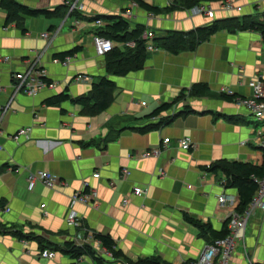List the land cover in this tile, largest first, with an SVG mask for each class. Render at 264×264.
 Listing matches in <instances>:
<instances>
[{
	"label": "crops",
	"instance_id": "0c3cea01",
	"mask_svg": "<svg viewBox=\"0 0 264 264\" xmlns=\"http://www.w3.org/2000/svg\"><path fill=\"white\" fill-rule=\"evenodd\" d=\"M14 1L53 15H20L8 21L0 7V264H70L73 259L61 252L54 251L52 259L42 258L41 252L50 250L46 246L86 245L93 234L108 236L115 252L127 262L155 258L161 264H182L198 258L212 237L203 236L188 219L224 233L228 215L239 205L237 191L225 187L222 172H208L210 165L220 161L263 164L264 123L256 122L234 101L225 100V96L250 97L248 82L254 78L264 81L263 33L221 30L194 51L178 55L146 52L142 70L113 76L106 70L105 57L94 53L92 37L98 28L92 19L119 16L132 1ZM141 1L162 9L180 0ZM225 1L203 2L212 5L211 20L182 8L153 15L137 6L128 22L131 28L140 25L153 30L155 36L228 19L264 24L262 0H235L233 6L240 11L224 10ZM74 2L82 9L69 15L66 3ZM102 22L104 26L108 23ZM76 47L78 52L64 57L70 59L66 66L51 62L62 60L56 56ZM38 54L48 83L54 87L34 97L18 94L10 100L12 75ZM4 58L9 61L3 62ZM77 75L87 81H76ZM103 77L115 85L104 111L88 114L68 100L46 104L65 91L72 99L87 96ZM195 84H206L210 92L205 97L179 99L171 110L149 117ZM184 107L191 112L172 117ZM166 119L171 120L158 130L136 131ZM23 128L30 129L28 138L14 141V134ZM183 137L192 141L188 151L175 143ZM165 138L169 146L158 157L142 158L144 151L159 147ZM123 170L129 173L125 179ZM39 171L66 186L48 189L34 181L29 189L30 173ZM95 173L98 178L93 177ZM134 187L143 194L134 196ZM91 192L96 194L95 203L74 205L79 220L67 226L73 195ZM222 195L227 202L220 206ZM123 259H109L105 264H124ZM77 264L98 263L83 256ZM230 264H264V213L257 211L250 218L244 242L235 245Z\"/></svg>",
	"mask_w": 264,
	"mask_h": 264
},
{
	"label": "trees",
	"instance_id": "16d2710c",
	"mask_svg": "<svg viewBox=\"0 0 264 264\" xmlns=\"http://www.w3.org/2000/svg\"><path fill=\"white\" fill-rule=\"evenodd\" d=\"M132 1L137 4V6L147 13L153 15L168 14L172 12L175 8H182L190 10L203 2H215L220 0H180L177 3H173L165 8L152 7L144 3L141 0H127ZM178 5V6H177ZM0 7L7 13V20L15 19L20 15L28 17H38L44 16L50 18L53 15L52 12L44 10H32L27 6L16 3L14 0H0ZM57 11V10H56ZM101 19L107 21L108 23L100 29L94 31V35L104 37L115 44V48L104 57L106 59V70L109 74L113 76H125L130 72L142 70L144 62L146 60V41L141 38L144 32V27L136 25L134 28L130 27L128 21L123 19L121 15L113 17H94L92 20ZM221 30H232V31H247V30H257L264 35V24L260 25L254 22H249L245 18L241 22L233 20L215 21L206 27L196 28L188 32L171 31L163 34L162 36H157L153 39V45L158 50H163L172 55H178L181 52L194 51L196 47L204 42H206L211 36L215 35ZM134 42V48L120 47V45ZM80 50L79 47L73 48L70 51L59 54L56 57L64 59L66 56H73L76 52ZM114 83L107 78H101L98 83L93 84L91 87V92L89 95L84 97H79L72 99L69 97L68 93L65 91L61 95L52 97L46 101L47 105H55L62 101H70L71 104L82 107V110L86 113H97L104 111L108 108L111 100V95L114 90ZM187 93V96L185 94ZM210 92L206 84H195L189 91H182V94L178 99L174 100L172 103H166L154 110L150 118L157 117L166 111L171 110V108L176 104L179 99L191 97H205ZM224 96V95H223ZM225 100L234 101L233 97L225 96ZM182 112V113H181ZM176 113L172 117L184 116L189 114L191 111L189 107H184L183 110ZM171 117V118H172ZM171 119H166L163 122H158L156 124H149L140 128L136 131L140 134H146L151 131L158 130L162 125L169 123ZM264 152V151H263ZM264 154V153H263ZM208 172L217 173L222 172L226 177L225 187L234 189L237 191L239 196V205L237 207V212L241 213L257 190V183L255 180L264 177V160L260 167L253 166L249 163L242 162H228L220 161L210 165L207 170ZM3 209V204L0 202V211ZM189 222L196 225L201 233L204 235L209 234L212 239L209 243L223 238L227 235V229L224 233H215L210 227L201 224L199 222L188 219ZM92 237L95 240L100 241L101 246L106 250L110 251L112 259H123V257L115 252L114 243L108 236H103L101 234H93ZM51 251L61 252L63 255H67L73 260H78L83 256H89L98 264H105V260L96 257L94 251L89 245L74 246L71 243H66L60 247L56 246H46ZM45 247H43L44 249ZM124 264H161L155 258L141 259L136 262H127L123 259Z\"/></svg>",
	"mask_w": 264,
	"mask_h": 264
},
{
	"label": "built area",
	"instance_id": "2783aa9c",
	"mask_svg": "<svg viewBox=\"0 0 264 264\" xmlns=\"http://www.w3.org/2000/svg\"><path fill=\"white\" fill-rule=\"evenodd\" d=\"M235 0H226L222 4V8L226 11L238 10L239 8H234ZM67 4V12L69 15H72L79 10L82 9L81 5H77L74 3H66ZM172 4V3H171ZM168 4L167 6H170ZM263 9L261 13L262 21L264 23V0H262ZM137 7V4L132 2L130 7L124 10L120 15L126 21H129L133 14L132 10ZM191 15L202 16L209 20L214 18V10L212 5L209 3H200L197 6L193 7L189 10ZM94 25L100 29L104 27V23L101 19L95 20ZM43 37L49 39L48 34H43ZM153 30L145 29L141 35V38L146 41V52L157 51L158 49L153 45V39L156 38ZM92 45L94 48V53L98 57H104L106 54L110 53L114 48L115 44L98 35H93L92 37ZM120 47L125 48H134V42H127ZM41 59V54L37 55L32 61H30L26 67L15 74L12 75V95L11 99L18 94L26 95V96H37L41 91L47 88H53V84L48 83V75L47 71L39 64V60ZM8 58H4L3 62H8ZM53 64H60L66 66L69 62V58L65 59H52ZM76 81L86 82L87 78L81 75H77L75 77ZM248 87L252 91V95L250 97L234 98V103L238 107L245 110L248 116H251L256 122L264 123V81L260 78H254L248 82ZM222 92L226 95H233V93L227 89H222ZM7 108L4 107L3 110ZM30 133L29 128L19 129L12 139L14 141H19L20 139L28 138V134ZM169 139L165 138L160 143L159 147L149 149L142 153V158H150V157H158L162 150H165L169 146ZM177 147L180 150L188 151L192 147V141L188 137H183L178 139L176 142ZM2 147L0 146V150ZM260 149L264 151V138L261 140ZM128 171L123 170L121 173L122 178H126L128 176ZM98 173L93 175L94 178H98ZM34 181H39L44 187L48 189H53L56 187H65L66 183L61 181L60 179L54 177L48 172L39 171L36 173H30L28 177V187L32 188ZM257 183V190L253 195L252 199L246 206V208L238 213L237 211H233L228 215L227 219V235L223 238L216 239L210 243H208L200 256L192 261H186L182 264H230L233 255L234 248L237 243L243 244L244 235L247 224L250 218L257 212L264 213V177L261 179L255 180ZM143 190L139 187H134L132 189V194L134 196H140L143 194ZM96 194L95 192H91L89 195H82V193L74 194L70 200V212L68 213L66 224L69 227H73L79 220L78 214L73 210V206L78 203H87L89 201H94L95 203ZM230 201H233L230 199ZM227 202V199L224 195L218 198V204L222 206ZM123 203H126L124 200ZM43 208V205H41ZM90 242L86 243L89 245L94 251L96 257H99L103 260H113L110 251L106 250L101 246L100 241L95 240L92 236L89 238ZM55 255L54 251L44 250L41 252V257L46 259H52ZM78 260H72L70 264H77Z\"/></svg>",
	"mask_w": 264,
	"mask_h": 264
}]
</instances>
